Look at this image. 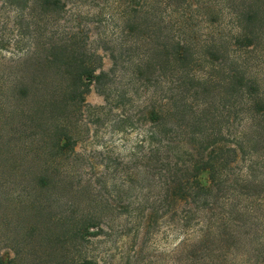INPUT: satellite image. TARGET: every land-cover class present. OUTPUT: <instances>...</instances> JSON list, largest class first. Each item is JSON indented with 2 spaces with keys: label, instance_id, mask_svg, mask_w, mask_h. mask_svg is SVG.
I'll return each instance as SVG.
<instances>
[{
  "label": "trees",
  "instance_id": "trees-1",
  "mask_svg": "<svg viewBox=\"0 0 264 264\" xmlns=\"http://www.w3.org/2000/svg\"><path fill=\"white\" fill-rule=\"evenodd\" d=\"M25 2L29 14L57 23L33 39L16 79L13 97L30 105L41 136L15 156L0 155L3 185L20 196L3 219L13 254L0 255V264H97L101 252L103 264H113L107 248L89 245L116 235L120 215L123 234L168 213L182 232L198 222L194 246L210 235L233 244L234 211L224 206L236 196L264 198V0H215L212 18L194 0H128L117 41L97 39L108 69L80 25L58 22L66 0ZM92 84L104 104L85 101ZM134 96L143 133L121 168L127 186L113 200L78 175L70 117L84 104L98 118ZM254 264H264V254Z\"/></svg>",
  "mask_w": 264,
  "mask_h": 264
},
{
  "label": "rangeland",
  "instance_id": "rangeland-1",
  "mask_svg": "<svg viewBox=\"0 0 264 264\" xmlns=\"http://www.w3.org/2000/svg\"><path fill=\"white\" fill-rule=\"evenodd\" d=\"M127 1L66 0L67 11L58 22H65L68 26L80 25L89 36L88 42L94 41L91 46L96 47L103 55V68L108 69L111 66V59L103 50L102 42H97V39L99 37L110 39L112 41L110 43L117 41L120 35L117 27L122 21V11L127 6ZM194 2L202 4L209 17L217 9L215 0ZM29 3L25 0H0L1 156L19 154L25 147L37 143L41 136L38 128L33 129V126H30L36 121L29 117L30 105L13 97V94L19 87L16 79L24 75L26 68L24 62L29 55L31 43L40 32L53 31L57 20L52 16L45 20L38 18L40 17L38 13L29 14ZM73 14L74 18H77L72 21ZM40 40L44 41V38ZM116 85V88H119L120 83ZM90 88L85 97L87 104H104L103 97L95 91L94 84ZM138 103L139 99L134 96L132 102L127 101L125 105L105 110L98 118L81 104L70 117L72 128L80 139L73 151L77 154L78 175L81 179L90 178L97 189L102 190L106 196L110 195L113 200H117V190L125 189L127 186V183L122 181L124 176L121 168L131 159L130 151L136 149V143L143 133V129L134 121ZM137 178L135 184L133 183L135 187L139 185ZM3 183L5 182L0 176V255L6 258L13 254L6 241V237L11 235L12 231L6 228L3 219L10 217L12 207L18 205L20 196H17L18 190L12 186H4ZM133 186L127 189L129 196L135 195ZM16 187L21 193L25 191L22 186ZM247 207H252L253 211L244 212ZM221 208L222 205L218 204L215 212L221 213ZM236 208H240L241 211L238 212ZM223 210L234 211L236 223H231V226L234 227L237 236L231 245L216 235H210L206 241L208 246H194L192 243L199 235L198 231H194L199 227L198 222L192 225L191 230L182 232L176 225L177 222L169 219L168 213H161L156 224L153 221L147 224L145 221L134 236L132 232L123 234L126 231L124 224L127 222V216L120 215L117 219L118 233L107 237L98 245L90 244L89 247L98 246L96 250L107 248L106 255L112 259L113 264H217L222 260H227L226 262L231 264H254L257 257L264 254V198L253 202L236 196ZM208 216L209 213H206L205 217ZM102 237L99 235L93 239H103ZM187 243L190 244L186 245ZM101 254L98 255L97 264H103ZM225 255L227 257L223 258Z\"/></svg>",
  "mask_w": 264,
  "mask_h": 264
}]
</instances>
